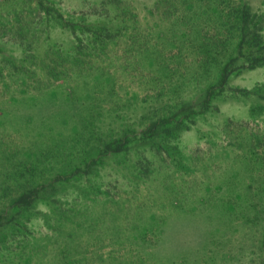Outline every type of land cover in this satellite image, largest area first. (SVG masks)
I'll list each match as a JSON object with an SVG mask.
<instances>
[{
    "label": "rangeland",
    "instance_id": "1",
    "mask_svg": "<svg viewBox=\"0 0 264 264\" xmlns=\"http://www.w3.org/2000/svg\"><path fill=\"white\" fill-rule=\"evenodd\" d=\"M0 264H264V0H0Z\"/></svg>",
    "mask_w": 264,
    "mask_h": 264
}]
</instances>
